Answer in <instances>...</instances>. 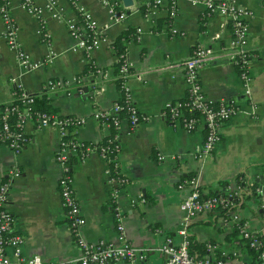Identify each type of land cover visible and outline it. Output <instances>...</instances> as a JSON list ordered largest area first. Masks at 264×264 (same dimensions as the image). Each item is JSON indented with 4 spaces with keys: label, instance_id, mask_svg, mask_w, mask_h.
<instances>
[{
    "label": "crops",
    "instance_id": "crops-1",
    "mask_svg": "<svg viewBox=\"0 0 264 264\" xmlns=\"http://www.w3.org/2000/svg\"><path fill=\"white\" fill-rule=\"evenodd\" d=\"M55 1L53 12L46 10L42 16H36L21 0H11L19 39L39 63L34 70L23 68L17 52L9 47L0 15V114L17 88L36 96L47 92L51 106L60 115L87 117L83 126L73 128L70 133L85 144L98 145L115 130L102 125L92 114L112 107L121 96L112 42L130 28L139 30L140 39H130L126 45L131 67L143 73L142 80L133 76L129 84L144 119L132 127L124 116L118 129L122 146L118 161L127 183L121 186L111 182L107 172L111 165L96 152L84 160L81 153H72L71 168L86 219L80 229L82 237L118 244L120 214L128 240L135 246L151 249L143 264H167V255L159 248L167 238L175 244L181 241L179 206L188 190L180 189L179 184L188 176L200 177L205 196L239 190L249 177L264 181V0H238L254 11L249 35V50L254 54L251 95L245 94L238 68L228 60L210 64L201 72L207 95L214 100H235L241 107V112L225 124L221 141L208 155L201 152L203 128L187 132L180 124L165 119L162 112L169 102L182 99L187 93L184 69L174 64L188 59L198 43L219 49L230 41L232 30L224 17L207 16L203 4L179 0L178 14L171 25L180 33L174 34L167 6L146 16V5L151 0H131L130 4L112 0L114 6L101 0H80L102 26H108L106 34L110 41V45L103 44L87 54L73 49L77 40L71 35L67 21L78 18L75 6L70 0ZM49 2L35 0L42 7ZM55 12L61 19L54 17ZM115 15L120 18L115 19ZM52 53V59L47 60ZM92 64L97 70L86 72V67ZM79 77L82 84H73L70 95L63 90L43 89L49 79L74 82ZM25 134L28 141L20 153L0 142V181L8 178L15 168L22 173L12 185L8 202L15 216L14 229L25 237L23 249L27 255L39 254L49 262L76 259L81 251L69 227L59 188L63 175L55 157L60 146L59 131L55 127L38 128L34 121H29ZM158 154L164 160H158ZM261 199L264 202V188ZM257 208L250 197L244 204L233 206L227 213L228 219L220 211L205 213L193 221L190 235L200 242H214L226 256L224 264H252V255L244 243L231 235L239 223L241 238L243 231L264 238V212ZM232 214L238 216L237 220L232 219Z\"/></svg>",
    "mask_w": 264,
    "mask_h": 264
},
{
    "label": "built area",
    "instance_id": "built-area-1",
    "mask_svg": "<svg viewBox=\"0 0 264 264\" xmlns=\"http://www.w3.org/2000/svg\"><path fill=\"white\" fill-rule=\"evenodd\" d=\"M70 1L78 13L77 19L67 21L71 35L77 40L73 49L89 54L103 44L110 45L109 37L106 34L108 26H102L93 14L81 4L80 0ZM101 1L105 5L114 6L112 0ZM190 1L194 4H203L207 16L221 14L225 22L231 26L232 36L230 41L219 49L198 43L188 59L174 64L184 69L187 93L184 98L169 102L162 115L170 122L180 124L187 132H194L203 128L205 138L201 152L208 155L215 150L216 145L221 141L225 124L241 112V107L235 100H214L207 95L201 81V72L210 64L220 60H228L238 68L239 76L244 83L245 94L251 95L250 84L253 80L251 70L254 54L249 50V35L254 11L240 4L238 0ZM21 3L36 16H42L46 10L53 12L57 6L55 0H50L45 7L37 5L35 0H21ZM166 6L168 21L171 25V20L178 14L179 0H151L146 5V16L157 14ZM0 15L5 25V39L9 47L17 52L20 64L26 70L36 69L39 63L25 50L19 39V27L12 14L11 0H0ZM54 17L61 19V16L56 12ZM119 18L115 15V19L118 20ZM171 30L174 34L180 33L172 25ZM137 38L139 40L140 35ZM52 55L54 53L49 54L47 60H51ZM119 76L123 78L119 86L120 98L113 103L112 107L96 110L92 114L102 125H108L115 130L107 137L104 145L85 144L75 136L72 139L69 138L70 128L81 127L87 122L85 116L68 115L58 118L57 116L39 114L34 117L32 111L36 103V95L25 89L14 90L11 101L3 105L0 114V138L16 153H20L28 141L25 125L29 121H34L38 128L55 127L58 129L60 146L55 157L63 170V175L59 179L60 194L69 220V227L76 238L81 255L65 262H49L45 261L39 254L27 255L24 252L25 237L14 229L15 216L8 208L12 185L15 179L22 174L18 168H15L10 171L8 178L0 181V264H111L117 261L143 264L147 260V255L151 249L135 246L128 240L121 223L120 214L117 215L120 232L118 244L104 239L90 241L80 234V229L86 223V219L82 214L75 191L71 168L72 153L80 151L83 160L94 152L100 154L114 166V170L110 167L107 171L110 181L123 186L127 182L121 174L118 161V155L122 149L118 129L124 116L129 119L132 127H137L144 119L133 100L129 84V80L133 76L142 80L143 73L135 71L126 56ZM73 84L75 86L81 85L82 79L79 77L74 82L61 78L49 79L45 82L43 89L50 92L63 90L70 95L73 91ZM18 99H21L24 104L17 103L16 100ZM111 152H114L113 156L109 155ZM164 158L162 154H158V160L162 161ZM179 188L188 190L179 206L182 212L178 227L181 241L175 244L171 238H167L166 243L159 248L161 252L167 255V264H224L221 260L215 261L213 259L214 252L218 250V246L214 242L206 243L207 254L202 257L190 253V226L198 216L205 213L224 212L226 210L227 217V213L232 210L233 206L242 204L240 197L237 201L233 199L236 194L240 196L242 188L225 195L205 196L201 190L200 177L196 174L187 177L179 184ZM116 194L117 192L114 193L113 199L117 196ZM231 216L234 220L238 218L236 214ZM243 235L249 239L251 247L261 244L257 234L243 231ZM260 263L264 264V252L260 256Z\"/></svg>",
    "mask_w": 264,
    "mask_h": 264
},
{
    "label": "trees",
    "instance_id": "trees-1",
    "mask_svg": "<svg viewBox=\"0 0 264 264\" xmlns=\"http://www.w3.org/2000/svg\"><path fill=\"white\" fill-rule=\"evenodd\" d=\"M137 36H138V30L130 28V29L124 31L116 40H114L112 42L113 50L115 51L116 56H117V62H116L117 78H116V82H117L118 86H120L121 82L123 81V78H121L119 76V74H120V69H121L122 63L124 62V60L127 56L128 49H127L126 43L128 41H130V39H136ZM96 70L97 69L94 67L93 64L86 67V72H89V71L95 72ZM15 90H19V88L15 89ZM16 102L20 103L22 105L24 104L21 99L16 100ZM39 114H47V115H51V116H57L58 118L64 117V115H60L57 112V110L51 106L49 99H48V96H47V92H44V93L36 96V103L34 105V110L32 111V115L34 117H36ZM72 129H73V127L70 128V130H72ZM73 137H74V135H72V134L69 135V138L72 139ZM106 140H107V138L105 140L101 141L98 145H104L106 143ZM0 142H5V141L2 138H0ZM78 153H81V152L79 151ZM109 155L113 156L114 152L109 153ZM71 161H72V159H71ZM110 165H111L112 170H114L113 164H110ZM252 187L254 189H256L258 187V182H255V184H253ZM218 194L219 193L216 192L214 195H218ZM225 212H226V210H224V212H222V213L225 214ZM227 217H228V214H227ZM240 228H241V225L239 223H237L235 226L236 230H235L234 234L231 235V238L238 239V241L241 244L244 243V247L252 255V259H253L252 264H261L260 263V256L264 252V238L257 234L260 241H261V244L258 246L251 247L249 239L245 238L244 236L242 238L238 236V232L240 231ZM189 249H190V253L194 256H197V257H202V256L207 254L206 242L198 241L195 236H190ZM225 257L226 256L222 252H220L219 250H216L213 254V259L215 261L221 260V261L225 262L224 261Z\"/></svg>",
    "mask_w": 264,
    "mask_h": 264
},
{
    "label": "water",
    "instance_id": "water-1",
    "mask_svg": "<svg viewBox=\"0 0 264 264\" xmlns=\"http://www.w3.org/2000/svg\"><path fill=\"white\" fill-rule=\"evenodd\" d=\"M130 1L131 0H125L127 4H130L131 3ZM88 89L89 88L87 87L84 88L85 91H87ZM255 182H258V187L256 189L252 187L253 184H255ZM242 185H243V188H242V191L240 192V196L236 194L235 197L233 198L234 201L239 200V197H240L242 201L241 203L244 204L251 197L254 204H256V206L258 207L257 209L260 211V213H263L264 212V208H263L264 202H263V199H261V196L263 195L264 181H261L260 178H256V180L253 181V179L249 177V179Z\"/></svg>",
    "mask_w": 264,
    "mask_h": 264
},
{
    "label": "rangeland",
    "instance_id": "rangeland-1",
    "mask_svg": "<svg viewBox=\"0 0 264 264\" xmlns=\"http://www.w3.org/2000/svg\"><path fill=\"white\" fill-rule=\"evenodd\" d=\"M263 206V205H262ZM264 207V206H263ZM241 235H239V237H240Z\"/></svg>",
    "mask_w": 264,
    "mask_h": 264
}]
</instances>
